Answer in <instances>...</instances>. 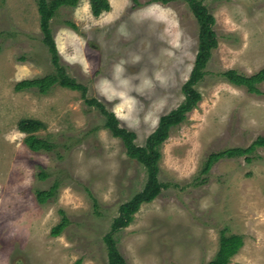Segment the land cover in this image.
<instances>
[{
    "label": "rangeland",
    "instance_id": "obj_1",
    "mask_svg": "<svg viewBox=\"0 0 264 264\" xmlns=\"http://www.w3.org/2000/svg\"><path fill=\"white\" fill-rule=\"evenodd\" d=\"M109 1L98 17L89 0L61 7L52 33L68 74L143 145L184 99L199 23L185 0ZM202 1L216 18L218 46L196 85L201 100L161 146V193L115 233L126 264H207L222 230L244 242L228 264H264V148L252 162L222 158L202 173L210 153L264 135V81L256 94L219 74L264 69V0ZM54 71L37 1L0 0V264H108L103 238L120 205L147 180L146 168L80 91L59 84L46 94L15 90L21 79ZM22 118L44 123L36 133L50 140V151L29 148L17 126ZM56 180L55 195L40 203L36 191ZM63 212L69 223L52 235Z\"/></svg>",
    "mask_w": 264,
    "mask_h": 264
},
{
    "label": "trees",
    "instance_id": "obj_2",
    "mask_svg": "<svg viewBox=\"0 0 264 264\" xmlns=\"http://www.w3.org/2000/svg\"><path fill=\"white\" fill-rule=\"evenodd\" d=\"M36 1L40 14V28L43 33V41L51 54L55 71L40 77L21 79L15 84V90L22 91L37 88L40 93L46 94L53 85L59 84L63 87L80 91L85 103L90 107L96 108L105 116V127L114 137L122 140L127 155L136 159L146 168L147 180L144 187L131 199L120 205L118 216L114 218L110 231L103 238L108 250V264H126L124 256L117 248L115 233L128 227L141 205L153 201L164 187L163 182L159 179V163L162 159L161 146L169 137L171 129L183 123L187 119L188 113L197 106L202 98L201 92L197 89L196 85L204 78L212 52L218 46L217 32L214 29L216 18L202 0H185L199 23V44L191 74L182 86L184 99L177 107L160 117L157 127L146 138L145 143L140 145L135 141V132L124 127L115 112L110 110L104 102L96 97H89L87 87L70 76L60 61L59 50L52 33L51 20L61 7H76L79 0ZM151 1L167 3L169 0ZM89 3L91 12L96 17L111 9L109 0H89ZM67 23L75 28L73 22L68 21ZM219 74L228 82L237 86H244L252 93H263L259 84L264 81V69L248 75L238 69L230 68L221 71ZM17 126L21 132L26 133L25 143L33 151H50L53 148L50 140L39 137L36 133L44 127V123L41 120L22 118ZM258 148H264V135L257 136L247 147H229L212 152L205 161L202 173H209L213 165L222 158L245 156L247 162H252L256 157L255 152ZM48 176L49 173L44 169L39 173L41 179H46ZM206 179L207 177H204L202 181H206ZM59 186L60 181L56 180L49 189L37 190L36 197L38 201L40 203L47 202L55 195ZM94 204L96 205V199H94ZM68 223V217L63 212L61 221L51 231L52 235L61 234ZM243 244V237L241 235H228L225 230H222L219 249L214 258L207 264H228L231 257L238 252Z\"/></svg>",
    "mask_w": 264,
    "mask_h": 264
}]
</instances>
